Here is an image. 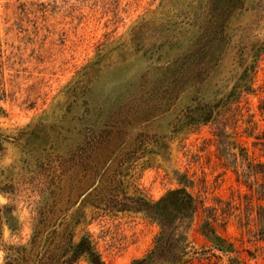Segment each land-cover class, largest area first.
<instances>
[{"label":"rangeland","instance_id":"1","mask_svg":"<svg viewBox=\"0 0 264 264\" xmlns=\"http://www.w3.org/2000/svg\"><path fill=\"white\" fill-rule=\"evenodd\" d=\"M207 3L0 0V264H45L66 227L131 264L160 228L104 200L178 187L201 202L183 264H264V200L234 172L264 161V49L237 46L264 42V0L229 15Z\"/></svg>","mask_w":264,"mask_h":264},{"label":"trees","instance_id":"2","mask_svg":"<svg viewBox=\"0 0 264 264\" xmlns=\"http://www.w3.org/2000/svg\"><path fill=\"white\" fill-rule=\"evenodd\" d=\"M207 2L209 12L221 8L222 12L229 15L232 11L247 9L245 6V0H207ZM225 22L226 19H222L220 25H224ZM199 28L200 26L196 25V31L198 33ZM224 34L226 37L229 36L226 31ZM240 39V45H237L238 47H241H239L240 49L238 50V57L240 58L245 56L255 57L258 54L257 51L264 49V42H261L255 50H251L246 41L244 42L242 38ZM189 52L193 53L194 50L191 49ZM244 89H246L245 91H249V88ZM93 135L94 133L90 132L88 137L94 138ZM92 150H90V152ZM246 159L247 158L244 157L242 158V161ZM240 164H242L243 167L241 166L242 168L240 170L235 168L234 171L237 178L241 179V181L248 187H251L254 183L258 188L257 198L259 200H264V161H244L240 162ZM257 175L261 176V183L257 182L255 177ZM251 178H254V180H251ZM106 189H108V187ZM126 199L128 198H125L124 200ZM97 200V202L102 201L100 195H97ZM106 201H108L107 206L105 205L107 208L141 212L146 217L154 220L160 228L152 248L141 258L134 259L131 264H183L187 262L191 248L188 240V232L195 220L201 202L197 201L196 197L185 187L171 189L157 201H149L144 197L139 196L132 198V200L119 202L117 194L110 195V197L104 200V202ZM128 201H130L129 204L126 203ZM91 205L97 207L94 203ZM258 210L263 213V218L260 219L264 220V206L259 205ZM200 232L218 251L223 253L232 252V244L216 231V227L210 220H203L201 222ZM261 232L260 238L264 239V230ZM75 235L76 233L74 231H71L66 227L62 235L59 237L61 240L59 239L58 242L51 243L46 241L44 247L49 246L50 249L46 248L45 252L50 250V256L45 264H74L80 257H85L89 264H105L94 249L88 235L82 234L77 240L75 239ZM229 264H241V261L239 258L232 257L229 259Z\"/></svg>","mask_w":264,"mask_h":264}]
</instances>
